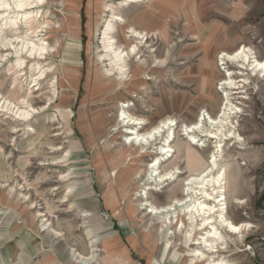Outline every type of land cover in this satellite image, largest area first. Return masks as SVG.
<instances>
[{
	"label": "rangeland",
	"instance_id": "1",
	"mask_svg": "<svg viewBox=\"0 0 264 264\" xmlns=\"http://www.w3.org/2000/svg\"><path fill=\"white\" fill-rule=\"evenodd\" d=\"M26 12L33 17L6 27L18 16L12 7L0 9V264H67L72 249L90 254L88 231L102 237L99 225L118 229L124 221L142 231L152 219L160 234L161 221L138 209L136 194L150 187L143 171L151 158L140 160L125 147L121 105L147 128L175 117L180 144L182 124L203 108L218 113L224 79L218 54L244 45L264 60V0H43L20 13ZM111 24L115 44L121 34L132 35L131 25L153 33L148 42L125 41L124 48L138 43L142 51L125 58L124 77L109 47ZM27 41L47 50L18 51ZM250 82L246 94L232 96L241 104L234 122L245 142H227L220 162L227 216L253 226L213 255L232 264H264V79ZM211 146L191 147L190 159L199 155L205 164ZM181 177L147 190L150 199L164 204L179 195ZM43 211L49 230H42ZM85 213L91 216L84 219Z\"/></svg>",
	"mask_w": 264,
	"mask_h": 264
},
{
	"label": "bare ground",
	"instance_id": "2",
	"mask_svg": "<svg viewBox=\"0 0 264 264\" xmlns=\"http://www.w3.org/2000/svg\"><path fill=\"white\" fill-rule=\"evenodd\" d=\"M42 1L0 0L1 10L6 11L7 8L12 7L18 16L17 18H6L4 26L7 27L9 22L16 26L19 17L31 19L33 13L26 12L22 14L20 12L34 4H41ZM115 18L123 25L124 17L120 13L115 14ZM114 28L115 25L111 24L107 29L111 40L109 47L113 50L112 56H114L118 71L124 77L125 58L131 55H140L142 51L138 43L124 48L125 41L128 38L130 40H142V42L147 40L146 42H148L153 39V33L147 29L137 30L135 26L131 25L128 29L132 35L124 37L121 34L120 43L115 44V36L110 35ZM0 34H2V29ZM5 41L7 40L4 39L1 43L4 44ZM25 49L29 53H42L47 50V47L44 44L35 45L33 42L27 41L20 45L18 51ZM108 49L110 50V48ZM255 54L251 48L244 45H240L232 51L223 50L218 54L219 66L224 67L220 68L224 79L218 84V87L220 86L218 90L222 94V102L218 113L213 116L208 108H203L193 122L182 124L180 127L182 139H180L181 143L178 145L176 142L179 125L178 119L175 117L165 116L147 128L148 125L145 119L128 113L129 106L125 104L121 105L118 114L119 123L125 129V147L130 149L133 155L140 160L147 157L151 158V162L145 165L143 171L148 182L147 185H150V187H145L136 194L140 198L138 209L145 213L144 217L149 215L151 218L161 221L160 240L164 239L172 242V238L177 235H183L185 239L189 240L192 247L188 250V257L191 258L194 264H232L225 260L214 259L213 255H219L229 249L228 239L230 237L237 236V239L240 240L244 233L253 228L248 222L235 224L227 216L229 197L226 164L221 165L220 162L225 158L224 146L227 142H235V144L240 145L245 142L241 135L237 133L234 122V118L243 113L242 108L239 107L241 104H235L232 96L246 94L245 90L251 84L250 80L252 78L264 79V60H260ZM229 64L239 71L230 70ZM214 68L216 69L215 66ZM206 71L202 74L203 79L206 76ZM240 99L248 100L249 98L244 96ZM210 145H212V150L210 149L209 158L205 164L198 163L202 160L199 155H194L190 159L191 147H201L207 152ZM171 160L175 161L174 164L163 169V165L166 162L171 163ZM184 165L185 171L182 168ZM180 177L182 180L179 186V195L170 198L164 204L154 202L152 198L150 199L147 190L157 191L158 186L174 183ZM24 197L26 196L24 195ZM38 216L43 218L44 221L42 230L51 229L48 215L43 211L39 212ZM82 216L87 219L91 215L85 213ZM52 231L60 237L57 230ZM91 231L94 232L93 230L88 231L90 254L77 253L75 249H72L71 259L78 264H102L105 261L104 256L98 254L101 252L98 245L105 240L95 232L92 235Z\"/></svg>",
	"mask_w": 264,
	"mask_h": 264
},
{
	"label": "crops",
	"instance_id": "3",
	"mask_svg": "<svg viewBox=\"0 0 264 264\" xmlns=\"http://www.w3.org/2000/svg\"><path fill=\"white\" fill-rule=\"evenodd\" d=\"M119 213L120 211H117V214ZM151 222L152 224L142 231H138L141 226L136 224L132 227L124 221L117 225L118 229H115L114 224L113 227L97 226L98 233L105 240L103 241L105 261L102 264H194L188 257L189 247L183 235L172 238V242L160 240L158 234L160 222H157V227L154 225L155 220L151 219ZM107 229L108 234L105 235ZM153 229H155L156 236L152 234ZM178 238H181V242H176ZM67 264L78 263L71 259Z\"/></svg>",
	"mask_w": 264,
	"mask_h": 264
},
{
	"label": "trees",
	"instance_id": "4",
	"mask_svg": "<svg viewBox=\"0 0 264 264\" xmlns=\"http://www.w3.org/2000/svg\"><path fill=\"white\" fill-rule=\"evenodd\" d=\"M83 25H84V21H83V23H82ZM83 30H84V26H83Z\"/></svg>",
	"mask_w": 264,
	"mask_h": 264
}]
</instances>
